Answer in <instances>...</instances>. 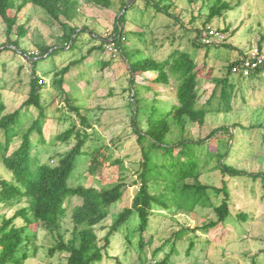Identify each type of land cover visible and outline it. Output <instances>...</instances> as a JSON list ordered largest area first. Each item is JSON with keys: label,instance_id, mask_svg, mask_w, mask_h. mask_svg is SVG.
Here are the masks:
<instances>
[{"label": "trees", "instance_id": "trees-1", "mask_svg": "<svg viewBox=\"0 0 264 264\" xmlns=\"http://www.w3.org/2000/svg\"><path fill=\"white\" fill-rule=\"evenodd\" d=\"M19 1L11 15L10 0H0V20L6 35V43L0 47V53L11 48L15 50V54H21L31 63L27 97L16 110L3 113L0 93V132L3 135V141L0 142V163L11 172V180H0V209L16 208L10 216L0 215V264H24L30 257L28 249L33 246L36 232L40 229L55 238L54 244L47 250L48 255L64 253L66 264L100 263L108 256L107 251L112 236L120 232L123 233L128 244H133L132 239L136 238L138 252L142 253V248L151 242V240L143 242L142 235L147 231L155 214L164 215V211H168L173 217L177 213H192L197 207L208 208L214 212L216 219L203 223L201 229L209 230L224 223L230 214L229 191L224 180L227 176H247L254 180L261 177L264 189V174L238 170L223 161L226 153L218 152L220 138L225 140L224 145L227 148L230 146L233 130L239 126L238 123L231 126H217L211 129L204 139L190 140L185 136L188 125L196 124L199 128H204L208 115L229 114L233 111L232 101L236 87L230 81L232 75L239 76L241 80L258 81L264 73V65L252 71L249 76L243 77L231 71L232 67L239 65L242 55L227 61L223 74L211 79L213 88L204 104L200 105L201 80L196 61L188 52L173 49L161 61L149 55H141L137 58L129 55L125 45L128 38H138L146 45L145 28L147 29L148 25L144 24L143 20L150 11L183 26L172 0H120L119 13L109 34L110 43L127 63L130 124L140 147V160L134 171L136 178L130 183V186L136 187L130 205L118 212L112 211L122 201L128 188L124 176H119L116 182L108 187L100 184L75 185L71 182L81 160L90 161L85 178L88 181V175L95 174L100 166L98 157L101 156V152L108 154L104 159L110 166H119L122 163L120 159L111 160V155L108 153L110 149L106 145H96L95 142L99 139L91 123L90 111L71 105L70 94L62 87L65 75L72 67L83 62L86 55L79 59L69 57L63 61L65 63L55 65L52 70L43 73L45 77L51 75V85L56 88L61 103L66 106L69 114L77 117L78 123L71 115L62 113V107L58 108L57 122L59 124L68 122V124L55 133L49 144H59L66 149L58 153L55 165L40 162L34 153L39 146L47 142L42 129L47 114L46 106L42 101L44 81L36 74V67L40 60L55 56L59 47L57 44L48 47L45 43H41L37 46V54L19 49L18 43L27 35V30L24 25H16L17 16L28 5L39 9L47 17L49 24L55 23L60 26L62 33L56 43L60 41L61 48L72 49L74 41L85 31L92 38H98L87 28L80 29L73 25L79 16L80 3L87 1L100 8L110 9L113 2L112 0ZM208 9L203 24L206 32L201 35V30L195 29L196 36L192 42L196 47H211L213 43L207 45L199 41L210 30L206 28V24L213 18H220L232 7L225 0H213ZM130 10L139 14V22L134 30L127 26L129 23L126 16ZM13 30H15V39L12 38ZM102 42L105 45L107 39H102ZM262 42H264V33L256 45L260 53H262ZM98 48L103 49V45ZM91 52L92 49L88 50L87 54ZM106 66L108 65H102V67ZM145 74L153 75L151 81L154 84L172 85L176 102H159L155 92L152 99H146L144 92L151 89L142 86L141 92V87L135 82V77ZM258 82L264 86L262 82ZM29 110H33L35 115H29ZM142 118L146 124L144 130L139 128ZM23 121L27 124H23ZM33 135L37 136L36 139L32 138ZM179 149L182 151L181 155L177 154ZM202 150L207 152L208 160L219 156L211 169L218 170L222 176L220 187L206 185L201 180L204 168L199 167V152ZM211 191L219 197V202L213 201L214 194ZM72 198H78L80 203L73 206L70 211L72 227L69 238L65 240L61 230L67 213L66 203ZM109 218L111 224L108 232L99 239L95 227ZM17 221L21 224H17ZM30 222L36 224V231L31 230ZM182 230L180 228L179 231L173 232L171 239ZM191 231L194 232V229ZM190 248L191 245L188 249Z\"/></svg>", "mask_w": 264, "mask_h": 264}, {"label": "rangeland", "instance_id": "rangeland-1", "mask_svg": "<svg viewBox=\"0 0 264 264\" xmlns=\"http://www.w3.org/2000/svg\"><path fill=\"white\" fill-rule=\"evenodd\" d=\"M119 1L112 0L113 6L110 9L100 8L92 2L80 3L79 16L73 25L80 29L87 28L98 38H92L85 31L74 41L72 49L61 48L60 41L56 43L62 33L60 26L55 23L49 24L42 11L31 5L26 6L18 14L16 24L24 25L27 30V35L18 43L19 49L37 54V46L41 43H45L48 47L57 44L59 47L55 56L40 60L36 67V74L44 81L42 101L46 106L47 114L46 120L42 123L47 142L39 146L34 153L40 162L55 165L58 153L66 149L57 143V145L49 144L55 133L68 124V122L61 124L57 122L58 108L62 107V113L71 115L78 123L77 117L69 114L66 106L61 103L56 88L51 85V75L45 77L43 73L52 70L55 65L65 63L63 61L69 57L79 59L86 55L83 62L72 67L65 75L62 87L70 94L71 105L90 111L91 123L99 139L95 142L96 145H106L110 149L108 153L111 155V160L120 159L122 163L119 166H110L104 159L108 154L101 152V156L98 157L100 166L95 174L88 175L89 182L85 179L89 160L80 161L71 182L75 185L100 184L108 187L113 185L119 176H124L128 188L122 201L112 209L113 212L130 205V199L136 190V187L130 186V183L136 178L134 171L140 160V147L130 124L127 63L118 50L109 51L107 48V44L111 41L109 34L113 22L119 13ZM172 1L176 5L182 27L179 23L150 11L143 20L144 24L148 25V28H145L146 45L138 38H128L125 45L130 56L137 58L141 55H149L159 61L165 59L173 49L188 52L196 61L201 80L199 102L201 105L207 100L213 88L211 79L223 74L227 61L236 59L256 47L264 33V0H225L232 9L206 24V28L218 31L224 37V40L214 42L211 47H196L192 41L196 36L195 29L201 30V35L206 32L203 24L213 0ZM19 3V0H10L11 15ZM126 17L128 28L134 30L139 22L138 12L130 10ZM12 36L15 39V30ZM102 39H107L105 45ZM199 41L202 43L201 39ZM5 43L4 25L0 20V47ZM101 44L103 49L98 48ZM90 49L92 52L87 54ZM13 50L10 48L0 53V93L4 114L16 110L26 99L31 77L30 60L21 54H15ZM261 51L264 55V42L261 44ZM103 64L108 66L102 67ZM152 78V74L135 77L141 92L142 86L151 89L144 92V97L150 100L155 92L159 102L175 103L173 86L154 84ZM230 81L236 87L232 101L233 111L229 114L208 115L204 128H199L196 124L188 125L185 136L190 140L204 139L211 129L217 126H231L238 123L239 126L233 130L232 143L228 148L224 145L225 140L220 138L219 154L226 153L223 161L238 170L264 174V86L258 82L264 84V73L258 81L241 80L237 75H232ZM29 115H35V112L29 110ZM23 124L27 122L23 121ZM139 124V128L144 130L146 124L143 118ZM249 126L253 128L250 129ZM36 137V135L32 136L33 139ZM1 141L3 135L0 132ZM177 154L181 155L182 151L179 149ZM206 156L205 150L199 152V167L204 168L201 180L206 185L220 187L222 176L218 170L211 169L219 156L210 160L206 159ZM179 159L183 158L179 157ZM1 179L11 180V172L0 163ZM224 180L229 191L230 212L224 223L209 230L201 229L203 223L216 219L214 212L208 208L197 207L192 213H177L173 217L168 211H164V215L155 214L151 218L147 231L142 235L143 242L151 240L149 245L142 248V253L138 252L136 238L132 239L133 244H128L123 233L120 232L112 236L107 251L108 256L97 264H264L262 178L254 180L247 176H227ZM214 196L212 195L213 201L219 202V197ZM79 203L78 198H72L66 203L67 213L61 230L65 240L69 238L72 227L70 211ZM14 209L16 208H1L0 215L10 216ZM16 223L21 224L20 221ZM110 224L109 218L95 227L99 239L108 232ZM29 226L32 231H36V224L30 222ZM180 228L183 229L182 232L171 239V234L179 231ZM193 229L194 232L191 231ZM54 240V236L43 229L37 231L34 244L28 249L30 257L24 264H66L64 253L48 255L47 250L54 244ZM190 245L191 248L188 249Z\"/></svg>", "mask_w": 264, "mask_h": 264}, {"label": "built area", "instance_id": "built-area-1", "mask_svg": "<svg viewBox=\"0 0 264 264\" xmlns=\"http://www.w3.org/2000/svg\"><path fill=\"white\" fill-rule=\"evenodd\" d=\"M222 40H224V37L221 33L210 29L201 41L210 45L211 43L220 42ZM110 42L107 44L108 50L116 52V49ZM261 65H264V55L260 53L257 47H253L248 53L241 56L239 65L232 67L231 71L233 74H240L243 77H247L252 71L256 70ZM39 83H41V81Z\"/></svg>", "mask_w": 264, "mask_h": 264}]
</instances>
